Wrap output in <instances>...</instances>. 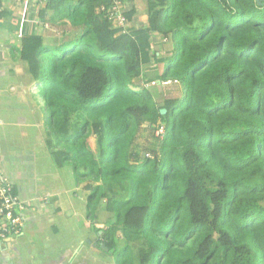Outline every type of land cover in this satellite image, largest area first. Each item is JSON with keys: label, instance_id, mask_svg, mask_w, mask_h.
I'll list each match as a JSON object with an SVG mask.
<instances>
[{"label": "trees", "instance_id": "16d2710c", "mask_svg": "<svg viewBox=\"0 0 264 264\" xmlns=\"http://www.w3.org/2000/svg\"><path fill=\"white\" fill-rule=\"evenodd\" d=\"M144 10L131 25L121 0L37 7L44 31L18 54L52 161L91 220L106 211L97 244L114 264H264V0ZM166 80L180 96L161 95Z\"/></svg>", "mask_w": 264, "mask_h": 264}, {"label": "crops", "instance_id": "0c3cea01", "mask_svg": "<svg viewBox=\"0 0 264 264\" xmlns=\"http://www.w3.org/2000/svg\"><path fill=\"white\" fill-rule=\"evenodd\" d=\"M121 1L124 9H135L131 25L145 22V0ZM43 4L44 0H30L22 21L17 18L20 10L14 11L17 3L2 2L0 8V176L23 206L21 230L0 241V264H107L100 258L104 250L97 239L86 243L85 231L92 227L88 216L81 215L77 230L63 222V193L53 187L60 167L43 141L44 114L34 97L37 85L29 82L19 59L22 35L43 31L37 29L36 17Z\"/></svg>", "mask_w": 264, "mask_h": 264}, {"label": "rangeland", "instance_id": "374dc122", "mask_svg": "<svg viewBox=\"0 0 264 264\" xmlns=\"http://www.w3.org/2000/svg\"><path fill=\"white\" fill-rule=\"evenodd\" d=\"M30 0H28L25 4H19L17 3V6L14 7V11H18L20 10V15L17 16L18 20L22 21L25 17L27 18L28 16V10H29V5L27 6L28 2ZM19 21H13V23H15V26L18 27L19 26ZM24 22V21H23ZM43 29L44 28L41 24H37V29ZM154 39L155 42L156 38H152ZM166 43V42H165ZM164 43V48H168L170 47L169 43ZM157 68L156 65H149L146 67L147 72L149 73H153L155 72V69ZM152 87L154 85H151ZM161 95H171L172 93L177 94V96H180L181 92L179 89L178 85H167L165 87H161ZM89 145L90 147H92V149H95L94 147V139L91 138L89 141ZM73 172L71 170V167H69V165H65L63 167L59 168V175H58V179H55L53 182V187H58V189H60V191L63 193V201H64V206L66 209V216L63 218V222H65L66 224H71L73 227H76L75 230L78 229L77 226H79L81 219V215H85L86 217L88 216V211H87V205L86 203L83 202L82 199H86L87 194L86 192H84L83 190H81V186H77L75 185V181H74V177L72 176ZM73 185H74V191H73ZM85 201V200H84ZM95 206H92V208ZM96 216L97 219L95 221L91 220L89 217V221L90 223H92V227L86 229L85 232H89V237L86 239V243H90L92 239L96 240L98 238H101V229L105 227V221L107 218V213L104 209H97L96 210ZM72 231V230H69ZM107 251H101L100 254V258L101 260H104L107 264L108 262L110 264H112V262L114 263L113 258H111V256L113 257V255L108 254V256L106 255ZM108 261V262H107Z\"/></svg>", "mask_w": 264, "mask_h": 264}, {"label": "built area", "instance_id": "2783aa9c", "mask_svg": "<svg viewBox=\"0 0 264 264\" xmlns=\"http://www.w3.org/2000/svg\"><path fill=\"white\" fill-rule=\"evenodd\" d=\"M28 0H0V8L2 2H14L25 4ZM111 16L117 25L122 26L126 21L122 13L119 12L117 6L111 9ZM172 82L170 80L163 81L161 85L167 86ZM163 132V128H159L156 134ZM23 206L17 202L12 194V186L0 176V241L8 236L15 235L21 230L22 218L20 212Z\"/></svg>", "mask_w": 264, "mask_h": 264}, {"label": "water", "instance_id": "95a60500", "mask_svg": "<svg viewBox=\"0 0 264 264\" xmlns=\"http://www.w3.org/2000/svg\"><path fill=\"white\" fill-rule=\"evenodd\" d=\"M258 3L260 2V0H256ZM161 113H164L165 112V109H161L160 110ZM99 247L102 249V250H105V251H108V248L104 245V244H99Z\"/></svg>", "mask_w": 264, "mask_h": 264}]
</instances>
